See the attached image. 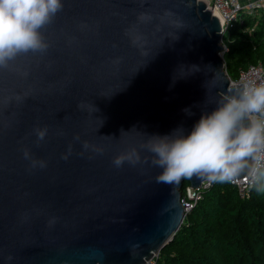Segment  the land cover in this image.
Wrapping results in <instances>:
<instances>
[{"label": "water", "instance_id": "water-1", "mask_svg": "<svg viewBox=\"0 0 264 264\" xmlns=\"http://www.w3.org/2000/svg\"><path fill=\"white\" fill-rule=\"evenodd\" d=\"M207 1L62 0L46 51L0 69V264H145L173 238L184 179H208L158 183L141 145L240 84ZM133 147L142 162L115 167Z\"/></svg>", "mask_w": 264, "mask_h": 264}, {"label": "clouds", "instance_id": "clouds-1", "mask_svg": "<svg viewBox=\"0 0 264 264\" xmlns=\"http://www.w3.org/2000/svg\"><path fill=\"white\" fill-rule=\"evenodd\" d=\"M62 9V0H0V69L21 54L46 51L41 29ZM35 132L43 140L47 129ZM141 148L161 169L158 183H176L194 175L220 182H237L245 174L253 183L264 179V83L233 84L229 94L210 113H203L187 135L182 128L168 135H148ZM25 158H29L27 152ZM125 162H142L136 148L112 161L115 167ZM39 164L45 166L42 161Z\"/></svg>", "mask_w": 264, "mask_h": 264}, {"label": "trees", "instance_id": "trees-1", "mask_svg": "<svg viewBox=\"0 0 264 264\" xmlns=\"http://www.w3.org/2000/svg\"><path fill=\"white\" fill-rule=\"evenodd\" d=\"M225 35L224 68L231 80L249 64L264 66V15L247 16ZM188 185L184 179L181 191ZM156 264H264V179L253 183L248 198L229 181H211Z\"/></svg>", "mask_w": 264, "mask_h": 264}, {"label": "built area", "instance_id": "built-area-1", "mask_svg": "<svg viewBox=\"0 0 264 264\" xmlns=\"http://www.w3.org/2000/svg\"><path fill=\"white\" fill-rule=\"evenodd\" d=\"M208 9L212 14L216 15L220 22L222 45L224 51L227 47L223 42V36L227 33L229 28L234 26H243L247 16L264 15V0H208L206 3ZM231 83H264V66L258 62L249 64L245 68L240 69L237 80H231ZM229 183L235 187L240 198H248L253 182L246 176L240 178L237 182ZM211 181L205 180L197 189L190 188L188 185L181 191V204L186 211H190L196 203L201 199L203 190L209 188ZM186 216V215H185ZM159 254V253H158ZM158 254L145 262V264H156Z\"/></svg>", "mask_w": 264, "mask_h": 264}, {"label": "rangeland", "instance_id": "rangeland-1", "mask_svg": "<svg viewBox=\"0 0 264 264\" xmlns=\"http://www.w3.org/2000/svg\"><path fill=\"white\" fill-rule=\"evenodd\" d=\"M226 37H225V39L227 40V35H225ZM221 56L223 57V54H221Z\"/></svg>", "mask_w": 264, "mask_h": 264}]
</instances>
